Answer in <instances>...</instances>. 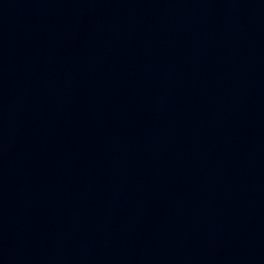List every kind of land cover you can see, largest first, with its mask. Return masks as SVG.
Returning <instances> with one entry per match:
<instances>
[{"label": "water", "instance_id": "1", "mask_svg": "<svg viewBox=\"0 0 264 264\" xmlns=\"http://www.w3.org/2000/svg\"><path fill=\"white\" fill-rule=\"evenodd\" d=\"M0 264H264V0H0Z\"/></svg>", "mask_w": 264, "mask_h": 264}]
</instances>
